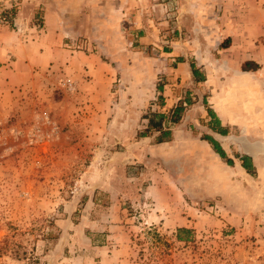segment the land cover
Listing matches in <instances>:
<instances>
[{
	"label": "rangeland",
	"instance_id": "obj_1",
	"mask_svg": "<svg viewBox=\"0 0 264 264\" xmlns=\"http://www.w3.org/2000/svg\"><path fill=\"white\" fill-rule=\"evenodd\" d=\"M10 2L0 1V264H264L256 223L234 226L218 199L178 190L183 166L187 183L205 174L190 146L179 157L159 147L161 133L140 136L172 97L186 115L200 107L180 125L207 137L209 86L183 83L162 54L187 51L196 68L192 53L206 44L214 57L216 41L173 17L143 45L144 22L131 26L108 0L47 18ZM210 67L226 78L224 63ZM166 127L170 142L177 126Z\"/></svg>",
	"mask_w": 264,
	"mask_h": 264
},
{
	"label": "crops",
	"instance_id": "obj_2",
	"mask_svg": "<svg viewBox=\"0 0 264 264\" xmlns=\"http://www.w3.org/2000/svg\"><path fill=\"white\" fill-rule=\"evenodd\" d=\"M0 1L9 4L14 0ZM17 1L21 7L20 14L31 10L35 14L41 7L47 18L53 15L64 17L66 12L75 10L98 13L105 0ZM109 2L113 14L124 16L131 26L137 28L144 22V27L140 29L144 33L139 32L143 34L139 38L143 45L161 39L158 29L165 26V19L173 17L178 18L179 28L184 19L187 22L192 19L194 32L207 36L210 42L216 41L214 57L212 47L206 48V44L198 45V54L192 53L199 65L195 73L191 63L186 61L187 51L162 54L166 56L162 59L177 66L176 71L181 74L183 83L193 80L196 84L209 86L208 97H203L208 102L204 132L216 146L203 137H194L182 130L180 123L191 112L194 116V110L200 108L197 105L192 106L193 111L188 115L186 111L176 124L173 140L161 143L159 147H176L177 150L172 149V154L182 157L185 156L183 146H190L186 155L202 165L205 174H194L193 182L187 183L181 179L183 176L188 178V168L183 166L182 172L176 173L175 177L178 190L186 194L193 191L192 195H199L195 196V200L218 199L224 204L229 223L234 226H241L247 220L256 223L260 227L257 236L264 242V0H108L107 6ZM74 3H79L80 8ZM223 43H226L225 47ZM203 49H209L208 61L203 58ZM214 60L218 65H226L228 73L225 79L220 75L214 76L210 67ZM205 62L210 68L205 67V78L199 79L197 77L203 72L201 66ZM192 63L195 64L194 61ZM171 98L165 100L166 104L160 112L169 115L177 106L178 101ZM217 148L224 152L225 157ZM167 156L161 154L165 160ZM250 214L254 217H248Z\"/></svg>",
	"mask_w": 264,
	"mask_h": 264
},
{
	"label": "trees",
	"instance_id": "obj_3",
	"mask_svg": "<svg viewBox=\"0 0 264 264\" xmlns=\"http://www.w3.org/2000/svg\"><path fill=\"white\" fill-rule=\"evenodd\" d=\"M222 46L225 47L226 43H223ZM192 69L194 70V73H195V67L193 65H192ZM158 90L160 92H163L164 90L163 86L158 85ZM160 99L162 100V103H163L164 99L162 96H160ZM183 106L184 105L181 103L178 104L174 109H172L170 115H166L164 113L152 114L150 119L147 118L149 120L147 131L145 133H141L140 136L147 137L152 132H159L161 133V138L158 140L157 143L161 144V143L169 141L171 139L172 133L169 127L168 128L166 127L167 123L168 124L169 123L178 124L181 121L182 116L185 112V108ZM204 139L215 145L214 141H212V139H210L208 136L205 137ZM217 150L221 154L222 157H225V154L223 151L219 150L218 148Z\"/></svg>",
	"mask_w": 264,
	"mask_h": 264
}]
</instances>
